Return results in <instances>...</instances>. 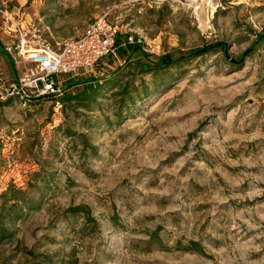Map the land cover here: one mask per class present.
<instances>
[{"label":"rangeland","instance_id":"obj_1","mask_svg":"<svg viewBox=\"0 0 264 264\" xmlns=\"http://www.w3.org/2000/svg\"><path fill=\"white\" fill-rule=\"evenodd\" d=\"M8 1L54 46L108 13L121 47L53 98L0 96V195L39 202L0 264H264V0Z\"/></svg>","mask_w":264,"mask_h":264},{"label":"built area","instance_id":"obj_2","mask_svg":"<svg viewBox=\"0 0 264 264\" xmlns=\"http://www.w3.org/2000/svg\"><path fill=\"white\" fill-rule=\"evenodd\" d=\"M0 21V34L6 39L4 51L20 72L18 79L10 82L0 73V96L5 98L29 102L56 96L66 76L96 75L100 73L99 65H105L103 60L116 56L118 50L119 28L108 13L94 18L79 38L55 46L45 38L38 23L21 8H12L8 0H0ZM133 43V37H129L123 46Z\"/></svg>","mask_w":264,"mask_h":264},{"label":"trees","instance_id":"obj_3","mask_svg":"<svg viewBox=\"0 0 264 264\" xmlns=\"http://www.w3.org/2000/svg\"><path fill=\"white\" fill-rule=\"evenodd\" d=\"M0 45L2 46L1 42H0ZM120 47H121V44H120V38H119L118 39V50H120ZM125 47H127V49L130 51V53H133V52H137L141 46L140 45L139 46L138 45L132 46V44H126ZM215 47H221V46H220V44L209 46L205 49L196 51L193 54V56L194 57L202 56V55L208 53L210 50H212ZM6 55H7V53H6ZM142 56H145V55H142ZM147 59H148V57H147ZM183 59L184 58H182V60ZM177 61L178 60H176V59H171L168 56H164V57L159 58L155 62H151V66L157 67L159 69H165V68H168V67L174 65ZM140 67L144 72L153 70L152 68H150L149 64H142V65H140ZM90 88L92 89V87H90ZM64 99L66 101L74 100L72 97H69V96L64 98ZM37 100H39V99H34V100L29 101V102L37 101ZM11 190L12 189H9L0 195V245L2 243H4L5 241L11 239L14 235L10 226L13 224L14 220L16 219L17 209L22 207V205H25L31 209H35L36 205L39 203V202H34L33 201L34 199L32 200L30 198H26L27 193L22 191V190H14V191H11ZM11 193L15 194L14 197L11 196ZM76 210H79V211L75 212L73 216H76L79 212H81L80 210H83V209H82V207H79ZM87 216H89V215L87 214ZM156 240H158L157 236H156ZM193 246H195V248H196V249H194L195 252L203 254V251L201 248H199L198 243H193ZM37 264H57V263L52 261V259L50 257H47V259L45 261H39ZM61 264H63V263H61Z\"/></svg>","mask_w":264,"mask_h":264},{"label":"crops","instance_id":"obj_4","mask_svg":"<svg viewBox=\"0 0 264 264\" xmlns=\"http://www.w3.org/2000/svg\"><path fill=\"white\" fill-rule=\"evenodd\" d=\"M17 1H19V0H17ZM0 25H1V21H0ZM87 26H88V24L86 25L85 29L87 28ZM85 29L82 31V33H79V35H77V37L68 38V37H65V36H63V37L60 36V37H57V39L58 40H61V42L66 41V40H70V39H77V38H79L84 33ZM0 42H1V40H0ZM4 42L1 43L2 46H3ZM2 46L0 45V66L3 67L4 71H7L8 72L9 71V68L12 67L13 72H16L17 71L16 66L11 61L10 57L8 55H6V53L4 51V46L3 47ZM0 73L2 74L1 69H0ZM81 76H84V75H81ZM3 79L5 81H8L9 82V80L5 79V77ZM17 79H18V74H17V77L15 78V80H17Z\"/></svg>","mask_w":264,"mask_h":264},{"label":"water","instance_id":"obj_5","mask_svg":"<svg viewBox=\"0 0 264 264\" xmlns=\"http://www.w3.org/2000/svg\"><path fill=\"white\" fill-rule=\"evenodd\" d=\"M55 97V95H47V96H42L40 97V99H44V98H53Z\"/></svg>","mask_w":264,"mask_h":264},{"label":"bare ground","instance_id":"obj_6","mask_svg":"<svg viewBox=\"0 0 264 264\" xmlns=\"http://www.w3.org/2000/svg\"><path fill=\"white\" fill-rule=\"evenodd\" d=\"M200 1V0H199ZM209 3V2H208ZM208 3H207V5H208ZM208 7H211V5L209 4V6ZM207 9V8H206Z\"/></svg>","mask_w":264,"mask_h":264}]
</instances>
